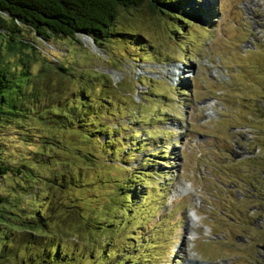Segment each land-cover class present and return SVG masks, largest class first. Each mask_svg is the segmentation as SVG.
<instances>
[{
  "label": "rangeland",
  "instance_id": "obj_1",
  "mask_svg": "<svg viewBox=\"0 0 264 264\" xmlns=\"http://www.w3.org/2000/svg\"><path fill=\"white\" fill-rule=\"evenodd\" d=\"M165 1L118 8L101 45L0 35L22 82L0 115V264H43L56 232L74 264H264V0Z\"/></svg>",
  "mask_w": 264,
  "mask_h": 264
},
{
  "label": "trees",
  "instance_id": "obj_2",
  "mask_svg": "<svg viewBox=\"0 0 264 264\" xmlns=\"http://www.w3.org/2000/svg\"><path fill=\"white\" fill-rule=\"evenodd\" d=\"M143 1L144 0H0V35L5 38V40L18 39L16 42L26 44L21 40L22 37L16 35L22 34L19 25V23H21L23 26L32 30L34 34L45 39L50 36H73L76 33H85L92 38L94 43L101 45L107 40L110 26L116 17L118 8L138 6ZM147 2L152 9L161 10L159 6H165L166 1L147 0ZM177 18L183 21L181 17ZM178 27L180 26L178 25ZM175 29H177V26ZM25 72L26 69L21 70L20 74L23 75ZM19 79H21V77ZM21 83V80L15 79L12 71L0 65V115L5 111L17 107L15 96H13L12 92H20ZM87 107L88 105H86L82 111L83 113L85 112V117H88L89 113H95L94 110L87 113ZM83 113L79 115L81 124H85L86 122L85 119H81ZM94 130L95 129L91 131ZM90 134L94 136L91 132ZM100 140H102L101 137ZM10 169L11 167L0 155V175ZM16 169L20 170L19 168ZM123 194L125 197H129L131 195V190L126 189L123 191ZM2 201H4V195L0 193V202ZM67 207H71L69 209L76 208L78 221L82 220L85 227L91 224L88 217L84 218L81 215L77 205L73 204ZM67 212L71 213L70 210H67ZM72 221L77 220L73 218ZM95 227H93L92 224L91 226L89 225L91 231L96 229ZM54 234L52 233L50 235L51 239L46 242L41 250L43 264L78 263L79 259L82 257L80 256L81 249H76L74 252L75 246L72 245L69 248L64 245L63 241L57 240V237L61 235H57V232ZM96 239L97 238H91L90 241L93 242ZM91 248H93V250L91 251L90 249L87 256L90 258V261H94V249L97 247L95 246L94 248L91 246Z\"/></svg>",
  "mask_w": 264,
  "mask_h": 264
},
{
  "label": "bare ground",
  "instance_id": "obj_3",
  "mask_svg": "<svg viewBox=\"0 0 264 264\" xmlns=\"http://www.w3.org/2000/svg\"><path fill=\"white\" fill-rule=\"evenodd\" d=\"M176 73L179 74L180 71H177ZM191 220H192V216L190 217V221H191ZM192 258H193V257H192ZM188 259H190V258H188ZM186 263H187V264H194V263H191L190 261H187V260H186Z\"/></svg>",
  "mask_w": 264,
  "mask_h": 264
}]
</instances>
